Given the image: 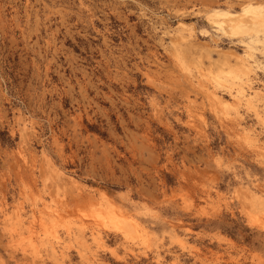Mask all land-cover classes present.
I'll return each instance as SVG.
<instances>
[{"label":"rangeland","instance_id":"obj_1","mask_svg":"<svg viewBox=\"0 0 264 264\" xmlns=\"http://www.w3.org/2000/svg\"><path fill=\"white\" fill-rule=\"evenodd\" d=\"M248 3L0 0V264H264V24L208 20Z\"/></svg>","mask_w":264,"mask_h":264},{"label":"bare ground","instance_id":"obj_2","mask_svg":"<svg viewBox=\"0 0 264 264\" xmlns=\"http://www.w3.org/2000/svg\"><path fill=\"white\" fill-rule=\"evenodd\" d=\"M242 11L246 14V13H252L254 14V16L258 17L259 21L252 23V26H249L247 23H244L242 21H240L239 19H236L235 17H233V15L235 13L228 11V10H217V11H213L212 13H210L208 15V20L213 24V26L219 28L222 30V32L226 35H242V34H246L253 31L259 32V30H255L254 26L257 23H261L262 25L264 24V6L260 3V4H246ZM256 35V34H255ZM251 42H253V44H257V43H262L264 44V34L263 37H259L258 35L251 37L250 39ZM245 54V53H244ZM249 55L246 54V60H243L244 62L241 61V67H239L240 70H242V75L241 76H245L248 77V71L250 70V66L249 65V61L248 58ZM211 72V71H210ZM229 75L234 76V71L233 70H227L226 72ZM209 74V72H208ZM205 74H199L197 76V82L199 83V85L202 83L203 81V76ZM244 77V78H245ZM219 80V79H218ZM220 81V80H219ZM249 79H247V81H243V77L241 78V82L237 84V88H236V92L235 93H231V99L236 102L239 100H244L245 104L249 107H252L255 113V116L258 118V120L264 125V111L258 110L257 108H255V106L252 103V96H256L259 95V92L256 90H252L250 86V83L248 84ZM247 85V88H246ZM204 86V85H203ZM247 90H246V89ZM208 90V89H207ZM208 92V91H207ZM206 97L209 98V101L212 104H216L214 103L215 101L218 102H223L220 98H219V94H217L214 90L206 93ZM223 98V97H222ZM226 101V100H225ZM228 101V100H227ZM231 101V100H230ZM230 103V102H229ZM240 114V113H239ZM259 140H255V145H257L261 150H264V146L258 143ZM113 206V205H112ZM107 213L110 219L113 216V214L115 215L116 213V209L115 207H111L110 209H107ZM101 213H99L98 215H100ZM102 217V215H101ZM114 217V216H113ZM112 217V218H113ZM116 219V218H114ZM113 220V219H112ZM117 221V220H116Z\"/></svg>","mask_w":264,"mask_h":264}]
</instances>
